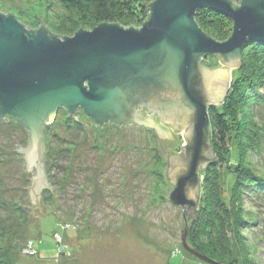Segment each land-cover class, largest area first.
<instances>
[{"label": "rangeland", "instance_id": "1", "mask_svg": "<svg viewBox=\"0 0 264 264\" xmlns=\"http://www.w3.org/2000/svg\"><path fill=\"white\" fill-rule=\"evenodd\" d=\"M79 1L87 5L85 0ZM63 6L61 0H0V13L14 15L28 30L44 26L64 37L78 28L89 30L94 23L89 12ZM130 26L138 28L131 22L124 27ZM223 38L216 37V41ZM219 58L213 55L202 63L217 68L222 65ZM261 58L256 92L247 82L249 92H255L254 103L235 106V119L228 117L231 138L227 144L219 143L214 152L220 169L215 170L216 175L207 168L199 171L205 194L199 190L197 205L191 209L167 202L173 189L168 162L180 152V129L167 124L168 141L174 145L163 146V138L155 130L132 123L96 126L81 110L75 117L59 110L48 124L57 135L49 146L56 153L66 151L71 161L69 175L62 176L60 192L46 197L49 203L42 201L44 189L32 205L31 172L25 170L23 155L17 152L18 144L27 146L28 132L6 122L0 125V203L8 204L6 211L0 207V226L7 234L0 231V251L9 252L13 246L11 264H206L183 248L182 238L187 227V244L194 249L191 223L201 207L211 202L216 208L208 213L210 227L197 246L222 264L232 260L234 264H264V53ZM228 75L225 97L212 106L220 114L228 111V94L237 98L242 87L240 68L228 67ZM235 100L229 103V112L239 104ZM241 132L245 141L238 140ZM11 204L29 213L46 206L59 219L60 233L41 235L28 223L25 228L24 219L10 210ZM47 219L42 221L46 224ZM30 240L37 249L33 254L26 250Z\"/></svg>", "mask_w": 264, "mask_h": 264}, {"label": "water", "instance_id": "2", "mask_svg": "<svg viewBox=\"0 0 264 264\" xmlns=\"http://www.w3.org/2000/svg\"><path fill=\"white\" fill-rule=\"evenodd\" d=\"M148 9L138 28L101 23L61 38L0 13V121L9 117L28 132L27 146L17 143V152L31 172L32 205L49 188L44 128L64 109L70 116L81 110L96 126L140 125L165 140L168 128L144 111L180 129V152L168 162L167 202L196 207L199 171L214 161L208 109L225 97L228 67L239 68L242 46L264 45V0H154ZM199 9L229 18V38L205 34L195 22ZM213 55L225 66L206 68L202 62ZM187 234L186 227L185 250L203 263L222 264L190 248Z\"/></svg>", "mask_w": 264, "mask_h": 264}, {"label": "trees", "instance_id": "3", "mask_svg": "<svg viewBox=\"0 0 264 264\" xmlns=\"http://www.w3.org/2000/svg\"><path fill=\"white\" fill-rule=\"evenodd\" d=\"M64 3L63 7L73 8L74 10L83 12V13H90L91 16L94 18V23L87 27L89 30L93 29V27L101 24V23H115L118 24L121 27H124L128 24V22H131L134 24V26H141V24L148 18L149 15V9L148 5L151 4L154 0H85L86 4L82 3L79 0H61ZM233 4V3H232ZM233 6H236L233 4ZM195 22L197 25L203 30L205 34L210 36L211 38L219 37L222 38L224 35L225 38H229L231 31H232V22L229 18H227L224 15H221L215 11L208 10V9H199L195 13ZM89 25V24H87ZM230 26V27H229ZM131 27V26H130ZM129 28V27H124ZM78 28L77 30H79ZM82 29H85L82 27ZM87 30V29H86ZM50 32V31H49ZM52 34V33H51ZM54 35V34H52ZM57 37H64L55 35ZM223 39L219 40L222 41ZM224 41V40H223ZM255 52V55L251 53ZM264 53V45L254 42H246L242 46L241 50V62H240V72L243 73L244 76H241V86L239 90V95L237 98L234 96L232 97V94H228L226 97V104L225 109H228L227 112L224 114H220L219 112H216V110L211 107L208 109L209 119H210V141L211 145L213 147L214 152L218 148V144H227V141L231 138V129L230 128V119L229 116L233 117L235 119V106L238 107L242 103H246L247 105H252L254 103V98L252 93L256 92V86L259 81V70H257V67L261 65L262 58L261 55ZM252 84V88L254 91L249 92L248 83ZM255 85V86H254ZM251 96L252 99L248 98ZM233 99H236V104L234 105L233 109L229 112V107L231 104H229ZM224 101V102H225ZM229 105V107H228ZM241 108H243V105H241ZM245 108V107H244ZM243 111V110H242ZM246 112H248V109L246 107ZM3 120L0 121V125H3L6 121L7 124H11L14 126H20L22 125L15 122L13 119L9 117L2 118ZM71 121L69 124L72 125V118H69ZM26 130V129H25ZM243 132L240 133L238 140L245 141L244 136L242 137ZM44 137L46 142V149H45V172L47 181L49 184V188L45 189V191L42 192V201L49 203V200L46 197H51L52 193L55 194L59 191L60 192V186L64 183L62 180V176L67 177L69 175V169H70V160L66 158L67 154L66 151L61 150L60 153L54 152L51 147L49 146V143H55L57 135L55 132H53V127L51 126H45L44 128ZM234 138V137H233ZM51 140V141H50ZM166 146L168 144L172 145L173 142H169L168 140H164V142L160 141ZM51 143V144H52ZM174 145V143H173ZM245 145V144H244ZM164 146V145H163ZM248 146V145H247ZM216 148V149H215ZM238 149L241 151V148L238 147ZM61 159L62 161H60ZM221 164L215 165V162L211 161L207 165V170L214 171V175H216L215 170L217 168L220 169ZM49 167V168H48ZM205 168V169H206ZM49 169V170H48ZM199 179H200V173H199ZM201 186V184H200ZM202 188V189H201ZM200 192L202 195L205 194L203 187H200ZM54 194V195H55ZM220 203V202H219ZM10 204V203H9ZM0 207L3 208V210H8V204L6 202L0 203ZM10 210L14 212L15 214H19L21 218L24 219L23 225L26 228L27 223L34 224V226L39 230L40 234H47L48 236H51L53 234H59L60 233V226L61 223L59 222V219H56V214H54L53 211H50L47 209L46 206H41L40 209H35L34 212L29 213V211L26 212L25 209H22L21 207H18L14 204L10 205ZM216 208V206L213 208V204L211 202H208L206 206H202L199 213H197L192 221L191 230H190V241L192 242L193 248L198 253L205 255L206 257L214 260V258L211 257V254L209 252L206 253L203 249L197 246V243L200 241L202 237L205 236L208 227H210L211 218L208 217V215ZM205 209V210H204ZM206 211V212H205ZM226 211V210H225ZM209 213V214H208ZM49 217V219L46 220V224L43 218ZM26 222V223H25ZM1 224V223H0ZM48 224V225H47ZM11 227V226H10ZM14 227V226H13ZM0 231H3L4 234H6L5 229L0 226ZM19 236V242L23 241V237ZM26 233H24L25 235ZM7 235V234H6ZM15 235V234H14ZM188 238V234H187ZM39 243H42L41 237L39 239ZM33 248L32 250L36 252L35 248V242L32 240ZM9 252L7 251H0V264H11L10 263V255L13 254V246L9 247ZM36 249V250H35ZM193 249V250H194ZM58 250V249H57ZM215 261V260H214ZM231 261L230 264L232 263ZM223 263V262H220Z\"/></svg>", "mask_w": 264, "mask_h": 264}, {"label": "flooded vegetation", "instance_id": "4", "mask_svg": "<svg viewBox=\"0 0 264 264\" xmlns=\"http://www.w3.org/2000/svg\"><path fill=\"white\" fill-rule=\"evenodd\" d=\"M143 113H144V116H150V117H152V118H153V121H154L155 123H157V124H161V125L164 126L165 128L168 127V125H167L166 123L161 122L160 120H158V118H157L156 116H153V115L149 114V113L146 112V111H144ZM162 140L164 141L165 139H162Z\"/></svg>", "mask_w": 264, "mask_h": 264}, {"label": "built area", "instance_id": "5", "mask_svg": "<svg viewBox=\"0 0 264 264\" xmlns=\"http://www.w3.org/2000/svg\"><path fill=\"white\" fill-rule=\"evenodd\" d=\"M57 235V234H56ZM59 246V245H58ZM27 247H29V249H32L33 248V245H32V240H30L29 241V243L27 244ZM58 250H60L59 249V247H58ZM30 254H33V252H30V251H28Z\"/></svg>", "mask_w": 264, "mask_h": 264}, {"label": "bare ground", "instance_id": "6", "mask_svg": "<svg viewBox=\"0 0 264 264\" xmlns=\"http://www.w3.org/2000/svg\"><path fill=\"white\" fill-rule=\"evenodd\" d=\"M124 28V27H123ZM84 30H86V29H84ZM72 117H75V116H72ZM28 249H26V250H29V247H27ZM32 252H34L32 249H30ZM29 250V251H30ZM214 261V260H213ZM219 263V262H218Z\"/></svg>", "mask_w": 264, "mask_h": 264}]
</instances>
